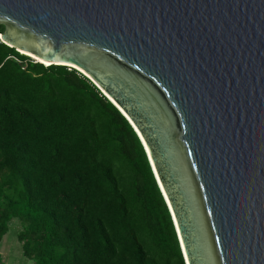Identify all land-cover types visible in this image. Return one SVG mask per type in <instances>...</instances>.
Here are the masks:
<instances>
[{
  "label": "water",
  "instance_id": "obj_1",
  "mask_svg": "<svg viewBox=\"0 0 264 264\" xmlns=\"http://www.w3.org/2000/svg\"><path fill=\"white\" fill-rule=\"evenodd\" d=\"M1 25L127 118L186 264H264V0H0Z\"/></svg>",
  "mask_w": 264,
  "mask_h": 264
},
{
  "label": "trees",
  "instance_id": "obj_2",
  "mask_svg": "<svg viewBox=\"0 0 264 264\" xmlns=\"http://www.w3.org/2000/svg\"><path fill=\"white\" fill-rule=\"evenodd\" d=\"M13 224L31 264H186L127 118L81 72L0 39V245Z\"/></svg>",
  "mask_w": 264,
  "mask_h": 264
},
{
  "label": "rangeland",
  "instance_id": "obj_3",
  "mask_svg": "<svg viewBox=\"0 0 264 264\" xmlns=\"http://www.w3.org/2000/svg\"><path fill=\"white\" fill-rule=\"evenodd\" d=\"M10 228L0 245V264H31L30 260L22 255V247L18 239L20 227L13 224Z\"/></svg>",
  "mask_w": 264,
  "mask_h": 264
},
{
  "label": "bare ground",
  "instance_id": "obj_4",
  "mask_svg": "<svg viewBox=\"0 0 264 264\" xmlns=\"http://www.w3.org/2000/svg\"><path fill=\"white\" fill-rule=\"evenodd\" d=\"M32 58L36 59L38 62H41V63H43V64H45V65H47V66L50 65V63H47V62L45 63V62H43L42 60H40V59H38V58H35V57H33V56H32ZM143 141H144V140H143ZM144 143H145V142H144ZM165 195H166V194H165Z\"/></svg>",
  "mask_w": 264,
  "mask_h": 264
},
{
  "label": "clouds",
  "instance_id": "obj_5",
  "mask_svg": "<svg viewBox=\"0 0 264 264\" xmlns=\"http://www.w3.org/2000/svg\"><path fill=\"white\" fill-rule=\"evenodd\" d=\"M45 65V64H44ZM47 66V65H46ZM143 144V143H142ZM144 146V145H143Z\"/></svg>",
  "mask_w": 264,
  "mask_h": 264
}]
</instances>
